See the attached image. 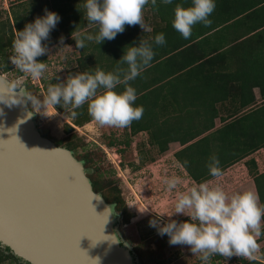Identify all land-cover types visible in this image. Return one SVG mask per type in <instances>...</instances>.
Here are the masks:
<instances>
[{
  "label": "trees",
  "instance_id": "trees-1",
  "mask_svg": "<svg viewBox=\"0 0 264 264\" xmlns=\"http://www.w3.org/2000/svg\"><path fill=\"white\" fill-rule=\"evenodd\" d=\"M28 1L14 5L12 17L0 22V67L4 72L14 70L9 60L13 54V40L19 31L36 19L37 7L28 11L27 5L32 3ZM59 1L64 6L55 8L53 12L59 15L61 23L66 19L71 21L70 24L61 25L65 37L73 36V33L85 36L97 31L94 24H90L87 29L85 10L80 15L76 12L67 15L69 12L66 7L73 0ZM191 3L192 0H173L172 4L164 5L161 0H157L156 7L149 3L146 14L151 16V32H144L139 25H126L125 31L117 34L115 39L105 40L100 45L85 41L86 46L80 50L82 57L88 54L85 58L91 64L86 68L88 73H94L97 68L109 72L116 69L127 47L138 46L140 40L152 44L155 53L153 60L130 82L137 93L135 106H143L144 112L140 120L128 127L129 135L134 137L147 132L150 143L159 148L160 153H166L170 143L179 142L183 148L174 154L175 159L199 184L214 178L207 167L211 157L218 158L224 172L233 163L264 148V0H215L216 8L209 17L211 25L205 27L196 24L191 37L184 39L172 26L174 9L177 4L189 7ZM51 8L47 2L40 9L51 11ZM209 29H212V34L208 36L216 41L217 46L211 49V54H206L198 46L197 38L206 35ZM159 33L165 35L166 43L163 46L154 43V37ZM58 37L50 34L42 43L48 49L58 43ZM17 72L21 71L18 69ZM255 88L261 92L259 108L196 140L202 133L215 127V119L227 120L221 117L217 104L235 102L241 107L240 110H228L230 114L256 105ZM123 90V85L116 89L118 92ZM194 106L197 107L194 109ZM53 107L60 113L68 114L75 126L93 121L87 104L78 109L59 105ZM73 111L76 112L75 116L72 115ZM252 114L261 117L257 125L256 118H251ZM66 131L68 134L73 131L70 124H67ZM113 145L115 141L109 143V146ZM126 145H130V140H127ZM67 146L73 151L77 147L71 144ZM88 156L85 154L82 157L85 165L90 162ZM251 163L255 164L254 161ZM248 168L260 202L264 204V173L254 172L250 165ZM90 177L95 191L100 192L98 181ZM105 199L108 202L107 197ZM112 204L121 213L124 223H128L131 214L122 206L121 200L116 199ZM6 251L9 252V248H0V264L9 260L20 261ZM257 263L256 260L240 258V264Z\"/></svg>",
  "mask_w": 264,
  "mask_h": 264
},
{
  "label": "clouds",
  "instance_id": "clouds-1",
  "mask_svg": "<svg viewBox=\"0 0 264 264\" xmlns=\"http://www.w3.org/2000/svg\"><path fill=\"white\" fill-rule=\"evenodd\" d=\"M161 2L170 5L173 0ZM149 3L157 6V0H85L84 16L89 24L97 26V31L85 36L73 33L76 48L83 49L85 41L98 45L105 40L111 41L125 31L126 25H139L144 32H151L152 29L144 22V11ZM215 8V0H192L189 7L177 4L172 26L184 39H189L196 24L211 25L209 17ZM59 21L57 13L45 10L44 16L27 24L12 42L10 62L33 79L43 77L47 65L37 58L48 52L42 42L49 38ZM63 43L64 38L61 37L60 44ZM154 43L163 46L165 35L157 34ZM154 55L152 44L140 40L138 46L126 48L113 71L105 72L97 68L94 73L71 75L65 82L50 86L41 106L59 105L78 109L87 104L89 115L98 126L129 127L140 120L144 112L143 106H135L137 93L130 82L150 65ZM120 85L124 86L122 92L116 91ZM0 101L3 99L0 98ZM72 115L75 116L76 112L73 111ZM207 167L210 176L218 179L223 175L220 161L215 156L210 158ZM165 184L169 191L175 190L180 180L173 176L167 178ZM176 214L186 215L190 221L178 223L170 220L163 225H158L156 221L150 223L158 227L161 235L169 236L170 244L189 246L201 264H210L211 258L217 255L255 260L261 253L258 238L264 234V204L251 190L230 195L218 183L202 182L177 193Z\"/></svg>",
  "mask_w": 264,
  "mask_h": 264
},
{
  "label": "rangeland",
  "instance_id": "rangeland-1",
  "mask_svg": "<svg viewBox=\"0 0 264 264\" xmlns=\"http://www.w3.org/2000/svg\"><path fill=\"white\" fill-rule=\"evenodd\" d=\"M22 1L27 0H0V22L10 19L15 8L13 6ZM31 1L32 3L27 5V10L31 12L37 7L36 18L45 15L46 9L40 8L47 2L52 6V12L55 8L64 6L59 0L28 2ZM63 3L67 5L66 2ZM84 3L79 0L71 1L66 7L69 12L67 15L71 12L80 15V12L84 11ZM148 8L149 5L144 11V22L150 27L151 16L146 14ZM84 19L86 20L85 16ZM70 22L67 19L62 21L65 25ZM62 23L59 21L50 34L63 37V45L59 39L58 43L48 48L45 55L37 58L39 62L47 65L43 77L33 79L22 72H17L18 69L13 64L14 70L4 72L0 67V73L5 75L16 89L27 88L29 108L36 114L38 128L46 138L59 147L68 148V144L76 145V150L72 151L79 160H82L85 154H89L90 162L85 165L88 176L98 181L100 193L104 198L107 197L110 204L119 199L122 206L131 214L130 221L124 223L121 213L117 211L121 216L120 231L137 255L139 264H201L199 257L192 254L189 246L170 244L169 236L161 235L158 227H153L150 223L156 221L158 225H163L170 220L178 223L184 222L185 219L190 220V217L183 214L174 215L177 193L198 185L175 159L174 154L179 150L178 144H172L166 153H160L159 148L150 143L147 132L130 137L128 127H100L94 120L78 127L73 124V119L68 114L60 113L53 106L47 108L41 106L50 86L65 82L71 75L87 72L86 68L91 66L88 60H85L88 54L82 57L73 36L65 37V30L61 28ZM86 26L87 29L90 28L89 23ZM67 124L73 128L69 134L66 131ZM127 140H130L129 146L126 145ZM112 141H115V145L111 147L109 143ZM248 169L247 173L250 175ZM235 172H238L240 178L241 171ZM247 173L240 178L242 183L235 181L234 176H227L225 179L212 178L213 180L209 182L213 185L220 184L230 195L247 190L257 194L253 180L247 181L249 179ZM173 176L179 178L180 184L175 190L169 191L165 180ZM90 179L93 181L91 177ZM258 243L261 246V253L255 260L257 264H264V234L258 238ZM1 264L23 263L9 260ZM210 264H240V257L213 256Z\"/></svg>",
  "mask_w": 264,
  "mask_h": 264
},
{
  "label": "water",
  "instance_id": "water-1",
  "mask_svg": "<svg viewBox=\"0 0 264 264\" xmlns=\"http://www.w3.org/2000/svg\"><path fill=\"white\" fill-rule=\"evenodd\" d=\"M0 98V247L24 264H139L85 163L38 128L27 88L0 73Z\"/></svg>",
  "mask_w": 264,
  "mask_h": 264
},
{
  "label": "crops",
  "instance_id": "crops-1",
  "mask_svg": "<svg viewBox=\"0 0 264 264\" xmlns=\"http://www.w3.org/2000/svg\"><path fill=\"white\" fill-rule=\"evenodd\" d=\"M209 33L212 34V29L207 30L206 35L199 36L197 38L198 46L200 45L201 51L205 52L206 54H211V52H210L211 49L217 46L216 45L217 44L216 41L213 40V38H211V36H208ZM254 94H255V97H256V100H257V104L254 105V106H251V107H247V108H245V109H243L241 111H238L237 113H234V114H232V113L230 114L228 110H231V111L240 110L241 107L237 103H235V102L234 103L227 102L225 104H217V108L221 112L220 113L221 117H226L227 120L226 121H221L220 118L215 119V127L213 129H211V130L205 131L198 138L200 139V138L205 137V136H207L209 134H212L216 130L220 129L221 127H224L228 122L237 120L238 118H241L244 114L250 113L253 110L259 108L261 106L260 104H261V101H262L261 95H260L261 94L260 89L259 88H255L254 89ZM196 107L197 106H194L193 108L195 109ZM258 115L254 116V114H252V116H251L252 119L256 118L255 124L258 123V119L261 118L260 115L259 116ZM198 138L196 140H198ZM196 140H194V141H196ZM215 143H217V142H215ZM172 144H178L179 145V150H181L183 148V146L179 142H172V143L169 144V146L172 145ZM251 161H254L255 164L251 163ZM249 165H250V167H252V170L254 172L264 173V148L258 149L257 151H254L250 155L244 157L242 160L230 165L226 169L227 171L223 173L221 178L225 179L227 176H234L235 181L237 180V182L242 183L243 181L240 180V178L242 177V175L244 176V174L247 173V168H248ZM235 171H241L240 178H239L238 172H235ZM248 177H249V179H247L248 182L253 180V177L251 175H249ZM211 180H213V179H211ZM253 182H254V180H253Z\"/></svg>",
  "mask_w": 264,
  "mask_h": 264
},
{
  "label": "flooded vegetation",
  "instance_id": "flooded-vegetation-1",
  "mask_svg": "<svg viewBox=\"0 0 264 264\" xmlns=\"http://www.w3.org/2000/svg\"><path fill=\"white\" fill-rule=\"evenodd\" d=\"M1 248V247H0ZM1 249H3V248H1ZM3 250H5V249H3ZM21 262V261H20ZM21 263H23V262H21ZM24 264V263H23Z\"/></svg>",
  "mask_w": 264,
  "mask_h": 264
}]
</instances>
